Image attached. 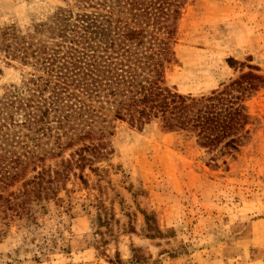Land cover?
I'll return each instance as SVG.
<instances>
[{"label":"rangeland","instance_id":"1","mask_svg":"<svg viewBox=\"0 0 264 264\" xmlns=\"http://www.w3.org/2000/svg\"><path fill=\"white\" fill-rule=\"evenodd\" d=\"M59 9L68 0H0V33L36 32ZM173 50L166 84L182 95L220 89L250 70L241 63L264 77V0H186ZM29 71L0 53V96ZM245 105L248 140L232 156L156 122L113 121L90 166L71 157L81 143L45 159L53 189L21 214L0 209V264H264V87ZM34 175L3 196L19 202Z\"/></svg>","mask_w":264,"mask_h":264},{"label":"trees","instance_id":"2","mask_svg":"<svg viewBox=\"0 0 264 264\" xmlns=\"http://www.w3.org/2000/svg\"><path fill=\"white\" fill-rule=\"evenodd\" d=\"M185 1L68 0V9L36 32L1 31L0 53L30 71L23 89L0 96V209L21 214L33 196L47 195L53 179H45L51 171L43 162L67 147L81 143L71 156L78 168L102 159L113 121L138 130L156 122L193 137L214 159L239 151L249 136L245 103L264 87V77L241 63L250 70L207 95H182L167 86ZM28 172L35 175L12 203L2 193ZM53 174L57 181L63 176Z\"/></svg>","mask_w":264,"mask_h":264}]
</instances>
